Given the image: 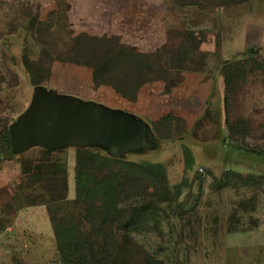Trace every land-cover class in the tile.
<instances>
[{
    "label": "rangeland",
    "instance_id": "374dc122",
    "mask_svg": "<svg viewBox=\"0 0 264 264\" xmlns=\"http://www.w3.org/2000/svg\"><path fill=\"white\" fill-rule=\"evenodd\" d=\"M31 78L151 125L160 150L128 156L155 167L149 181L123 184L120 163L95 173L120 179V219L146 211L128 233L112 217L91 230L85 211L100 204H74L75 150L8 153L1 137ZM0 149V264L34 263L26 244L49 205L56 223L71 212L87 248L108 250L101 264H264V0H0ZM156 173L164 185L151 188Z\"/></svg>",
    "mask_w": 264,
    "mask_h": 264
},
{
    "label": "water",
    "instance_id": "95a60500",
    "mask_svg": "<svg viewBox=\"0 0 264 264\" xmlns=\"http://www.w3.org/2000/svg\"><path fill=\"white\" fill-rule=\"evenodd\" d=\"M7 133L14 156L35 148L51 152L87 148L128 160L129 155L153 156L161 145L151 125L138 115L41 85L32 88L27 107Z\"/></svg>",
    "mask_w": 264,
    "mask_h": 264
},
{
    "label": "trees",
    "instance_id": "16d2710c",
    "mask_svg": "<svg viewBox=\"0 0 264 264\" xmlns=\"http://www.w3.org/2000/svg\"><path fill=\"white\" fill-rule=\"evenodd\" d=\"M32 86L40 85V83L31 78ZM137 89V88H136ZM8 129V127H7ZM2 142L6 146V149L10 155H13L11 152L8 133L7 131L3 133L1 137ZM75 205H87L85 198H90V201H97L100 204V207L97 208L93 203L87 208L85 220L89 223L92 222L93 230L94 226L102 225L104 222H107L109 217H112L115 225V230L120 231L124 234L129 232V229L134 222L139 218L138 213L141 217H145L146 211L142 208L130 209L123 219H120L119 214L121 209L119 208V203L121 202L119 197V191L122 189V184L120 179L117 176L108 174L107 176L95 177L96 171L110 166L111 164H122L126 167L130 173L123 176L122 183L129 184L134 183L140 186V183L146 181L144 174L151 171H157L155 167L143 160H117L112 159L104 152L99 149H82L75 150ZM51 152V151H45ZM183 157L188 160L187 167L190 168L192 165V158L190 156V151L186 146H182ZM0 153H3L0 149ZM264 157V152L261 153ZM96 165V168L94 167ZM90 172L92 174H90ZM155 183L148 182V184L153 188V184L158 187L164 182V178L160 173H156ZM235 176L243 180L244 178L235 174L234 172H227L222 176L227 178L229 176ZM132 178V179H131ZM129 179V180H127ZM221 179V180H222ZM147 181H149L147 179ZM164 185V184H163ZM154 197V196H153ZM64 198H60L57 201H51L55 204L57 202L63 203ZM157 202V200H156ZM144 208V207H143ZM50 222L53 224V232L55 237V246L56 252L62 264H101L103 262L109 261L110 255L108 250L103 248L100 250L99 244L96 246H91L87 248L85 242H81L80 239H83L81 232L79 231V225H74L72 220V214L67 208H61L60 213L61 217L56 223L54 212L51 211L50 205L48 206ZM94 234L91 233L90 239L97 238Z\"/></svg>",
    "mask_w": 264,
    "mask_h": 264
},
{
    "label": "crops",
    "instance_id": "0c3cea01",
    "mask_svg": "<svg viewBox=\"0 0 264 264\" xmlns=\"http://www.w3.org/2000/svg\"><path fill=\"white\" fill-rule=\"evenodd\" d=\"M3 155H4L3 153H0V188L8 184L7 174L10 169V166L7 163H3V160H2ZM67 158H68L67 159V178H68V181L70 180L73 181V177H74L73 174H74V169H75V155H72V156L69 155ZM260 174H264V173H260ZM30 211L31 212L34 211L35 214L36 213L37 214L40 213V215L42 214L41 222L43 225V228L41 231L38 229V227L30 231L31 236L30 238H28V241L26 244L28 246V247L26 246L27 248L33 250L32 261L34 260L33 261L34 263L32 264H41L40 261L43 264H50L51 261L55 260L56 246H55L54 233L51 228L47 212L44 209L43 210L41 209V212L39 213L37 212L36 209H32ZM17 246L19 248V241H18ZM46 247H48V249H51V253L47 257H43L45 256V255H42L44 253L43 249ZM39 249H41L42 254L39 253Z\"/></svg>",
    "mask_w": 264,
    "mask_h": 264
}]
</instances>
